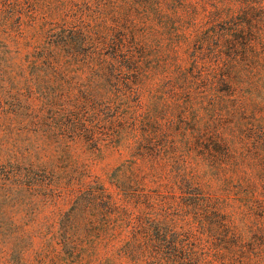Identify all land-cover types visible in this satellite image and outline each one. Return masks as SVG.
Returning <instances> with one entry per match:
<instances>
[{
    "label": "rangeland",
    "instance_id": "obj_1",
    "mask_svg": "<svg viewBox=\"0 0 264 264\" xmlns=\"http://www.w3.org/2000/svg\"><path fill=\"white\" fill-rule=\"evenodd\" d=\"M117 11L144 44L146 72L133 103L140 120L132 133L125 123L113 141L100 136L99 149L87 134L54 151L51 110L41 106L39 119L31 97L26 135L35 156L42 143L43 204L18 223L32 235L22 260L2 250L0 264H103L138 243L129 220L136 206L171 222L189 219L179 196L190 184L216 201L226 234L202 264H264V233H257L264 227V0H123ZM89 186L118 192L123 208L115 213L86 196L70 216ZM63 239L78 246L73 255Z\"/></svg>",
    "mask_w": 264,
    "mask_h": 264
},
{
    "label": "trees",
    "instance_id": "obj_2",
    "mask_svg": "<svg viewBox=\"0 0 264 264\" xmlns=\"http://www.w3.org/2000/svg\"><path fill=\"white\" fill-rule=\"evenodd\" d=\"M38 1L0 0V251L7 250L13 261L22 260L32 244V235L18 223L40 212L47 170L40 138L35 156L26 135L31 97L39 101V119L42 108L51 110L54 151L87 134L99 149L100 136L113 141L125 123L135 130L140 114L133 103L146 72L144 44L115 15L123 0H54L56 6L43 8ZM190 186L179 196L189 219L171 222L152 207L136 206L129 220L138 243L122 245L103 264H202L226 234L216 201ZM86 196L100 198L115 213L123 208L118 192L89 186L75 196L70 216L78 214ZM59 233L62 238L65 231ZM60 243L68 255L78 249L67 239Z\"/></svg>",
    "mask_w": 264,
    "mask_h": 264
}]
</instances>
